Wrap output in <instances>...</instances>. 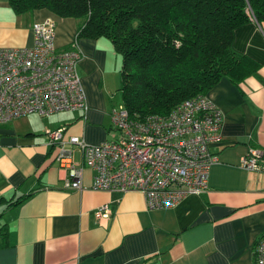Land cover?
<instances>
[{
	"label": "crops",
	"instance_id": "1",
	"mask_svg": "<svg viewBox=\"0 0 264 264\" xmlns=\"http://www.w3.org/2000/svg\"><path fill=\"white\" fill-rule=\"evenodd\" d=\"M47 18L55 22L56 48L65 49L76 20L44 9L18 14L0 0V48L29 47L32 24ZM76 44L86 112L0 124V264H254L264 234V169L239 164L258 149L264 166V23L250 18L232 33L231 50L255 62L254 72L237 83L222 78L204 95L222 113L221 139L207 148L216 162L205 191L153 211L136 191L93 190L85 167L80 190L63 187L57 146L45 131L63 128L87 145L114 140L108 115L122 105L119 55L110 42L80 37ZM71 151L83 166L80 150ZM101 206L107 216L97 219Z\"/></svg>",
	"mask_w": 264,
	"mask_h": 264
},
{
	"label": "built area",
	"instance_id": "2",
	"mask_svg": "<svg viewBox=\"0 0 264 264\" xmlns=\"http://www.w3.org/2000/svg\"><path fill=\"white\" fill-rule=\"evenodd\" d=\"M31 36L29 47L0 48V124L27 114L85 113L75 36L65 49H57L55 22L49 18L33 23ZM108 116L117 138L96 145L65 134L63 128L45 131L57 146L55 160L65 172V189H81L85 167L92 171L90 188L136 191L148 211L171 208L183 197L205 191L208 169L216 162L207 148L220 141L222 125L221 111L205 96L184 100L164 115L136 119L119 105ZM71 146L80 150L83 166L74 162ZM260 158V150L249 149L239 165L259 172L264 169ZM94 215L106 217V206ZM254 264H264V234L257 242Z\"/></svg>",
	"mask_w": 264,
	"mask_h": 264
},
{
	"label": "trees",
	"instance_id": "3",
	"mask_svg": "<svg viewBox=\"0 0 264 264\" xmlns=\"http://www.w3.org/2000/svg\"><path fill=\"white\" fill-rule=\"evenodd\" d=\"M15 13L44 9L77 22L75 39L103 38L120 56L121 106L136 119L167 114L222 78L254 72L231 50L233 30L264 23V0H8Z\"/></svg>",
	"mask_w": 264,
	"mask_h": 264
},
{
	"label": "rangeland",
	"instance_id": "4",
	"mask_svg": "<svg viewBox=\"0 0 264 264\" xmlns=\"http://www.w3.org/2000/svg\"><path fill=\"white\" fill-rule=\"evenodd\" d=\"M118 61H119V67H120V57L118 56ZM119 69V68H118ZM116 102L117 103H119V102H121V97H120V94H119V92H118V95H117V98H116ZM112 133H115V132H113V131H111Z\"/></svg>",
	"mask_w": 264,
	"mask_h": 264
}]
</instances>
